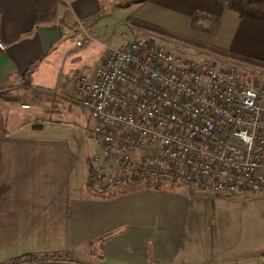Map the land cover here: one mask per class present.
I'll use <instances>...</instances> for the list:
<instances>
[{"label":"crops","instance_id":"crops-1","mask_svg":"<svg viewBox=\"0 0 264 264\" xmlns=\"http://www.w3.org/2000/svg\"><path fill=\"white\" fill-rule=\"evenodd\" d=\"M112 9L124 13L122 22L134 18L220 52L205 47L191 56L264 63V14L229 0H0V264L68 251L96 264L243 259L237 238L195 246L200 232L182 184L137 182L107 196L90 188L86 137L93 121L76 82L91 77L113 46L115 33L97 27ZM86 37L93 40L77 48ZM138 37L169 41L158 30L132 41Z\"/></svg>","mask_w":264,"mask_h":264},{"label":"built area","instance_id":"built-area-1","mask_svg":"<svg viewBox=\"0 0 264 264\" xmlns=\"http://www.w3.org/2000/svg\"><path fill=\"white\" fill-rule=\"evenodd\" d=\"M76 90L93 121L87 135L97 150L88 158V183L95 194L144 181L217 196L264 191V83L253 71L137 38L108 46Z\"/></svg>","mask_w":264,"mask_h":264},{"label":"rangeland","instance_id":"rangeland-1","mask_svg":"<svg viewBox=\"0 0 264 264\" xmlns=\"http://www.w3.org/2000/svg\"><path fill=\"white\" fill-rule=\"evenodd\" d=\"M229 1L235 6L244 8L250 14H264V0ZM123 14L124 13L122 11H115L112 9L108 12L106 11V13H104V17L97 22L98 30L101 32H106L107 36H109L111 33H115L114 38L110 39V44L115 47H117L118 44L119 46H121V43H124L125 41H132L133 35L140 31L144 32L145 30H158V33L167 37V40L174 41L159 42V40L155 41L153 39H150V41H153L163 48L169 49L176 54L210 62L220 66L238 64L241 69L253 71L264 83V63L248 59H239L242 60L239 63H228V59L232 57L226 54H223V56L227 59L208 58L204 60L195 55L191 56L192 54H194V52L196 53L199 51L195 49H202L207 45H204L201 42H195L193 40H183L182 37H178L177 35L173 34H166L163 33V31L159 32V30L161 29L157 27H155V29L154 27L150 28L147 26H142L138 24V22L141 21L134 18H128L127 21L122 22L121 18ZM206 48L215 51L216 54L220 53L218 52V49H213L209 46ZM248 61L257 63H251ZM89 115L90 119L92 120L90 112ZM86 139L89 144L88 146L91 147V153L94 150H97L94 142L88 138V135ZM179 186L181 185H178V187ZM182 187L185 188V190H187L190 194L189 220L195 222L196 233L198 231L200 232V235L196 234L195 236V246L210 245V247H213V243L216 244L225 239L226 243H230V241L227 240L234 238H237L239 242H242L241 246H237L236 248L239 249L241 247L243 251V259L237 261L226 260L209 262L205 264H264V191L258 193L238 192L234 194L217 196L210 191H206L192 185H184ZM196 188L205 192L195 195V193H197L195 191ZM75 258L87 264H96L97 262V259H93L90 256H75ZM20 262L26 261L22 260Z\"/></svg>","mask_w":264,"mask_h":264},{"label":"trees","instance_id":"trees-1","mask_svg":"<svg viewBox=\"0 0 264 264\" xmlns=\"http://www.w3.org/2000/svg\"><path fill=\"white\" fill-rule=\"evenodd\" d=\"M138 24H140L142 26H148L146 23H142V22H138ZM248 60H251V59H248ZM248 62L257 63V62H252V61H248ZM75 256H76L75 253L72 251H68V252H64V253L58 252V253H53V254H46L42 257L36 256V255H25L22 257L14 258L5 264H24V263H30V262H36V261H54V260L55 261H61V260L62 261H71V262H75L78 264H85V263L81 262V260H77L75 258ZM22 260H25L26 262H20Z\"/></svg>","mask_w":264,"mask_h":264},{"label":"water","instance_id":"water-1","mask_svg":"<svg viewBox=\"0 0 264 264\" xmlns=\"http://www.w3.org/2000/svg\"><path fill=\"white\" fill-rule=\"evenodd\" d=\"M24 264H78L71 261H38V262H30Z\"/></svg>","mask_w":264,"mask_h":264}]
</instances>
